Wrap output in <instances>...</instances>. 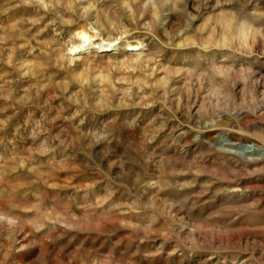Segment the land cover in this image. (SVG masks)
<instances>
[{"label": "rangeland", "instance_id": "obj_1", "mask_svg": "<svg viewBox=\"0 0 264 264\" xmlns=\"http://www.w3.org/2000/svg\"><path fill=\"white\" fill-rule=\"evenodd\" d=\"M33 1L0 0V264H264V0L152 30L149 0ZM77 24L107 52L52 56Z\"/></svg>", "mask_w": 264, "mask_h": 264}, {"label": "bare ground", "instance_id": "obj_2", "mask_svg": "<svg viewBox=\"0 0 264 264\" xmlns=\"http://www.w3.org/2000/svg\"><path fill=\"white\" fill-rule=\"evenodd\" d=\"M20 1L24 2V3L26 2V3L31 4V5L34 3L33 0H20ZM149 1L152 2L153 8H152V11L150 12L149 16H147L146 20H147L148 28L150 30H152L154 27V21H153L151 15H153L157 12L160 5H159V0H149ZM135 2H136V0H134V3ZM40 3H41L40 7L43 10H45L51 14H57L59 12L60 14L65 15V13L68 12V10H73L72 3L68 0H41ZM137 8H138L140 15L144 16L145 11L143 9H141V7L139 5ZM39 28L42 30L46 29L45 26H40V27L38 26L37 29H39ZM90 29H87L86 27L77 24L75 26L74 31L70 35L68 42L63 44L64 46L62 48L52 51V56H54L55 58H58L60 60L61 59L63 60L64 51L67 50L66 55L68 56V62H71V61L77 60L79 58L81 59L80 56L85 55V54L89 55L91 53L96 54L98 52H107L108 48L111 46V42H107V43L103 44L102 39L94 40L97 36L99 38H100V36L91 33ZM95 46H97V47H95ZM124 46H125L124 51L140 50L138 42L126 43ZM23 75H24V73H23ZM41 90H42L41 94L40 93L35 94L36 97H39V95H41V97L43 96L46 99H48V101L51 102V101H55L56 99L63 98L65 87L60 84L59 86L53 85L50 87H45V88H42ZM35 92H39V91L36 90ZM83 96L87 97L88 94L83 93ZM31 111H32V113L34 112L33 109ZM61 128L65 129V130H70L71 125L63 123V124H61Z\"/></svg>", "mask_w": 264, "mask_h": 264}]
</instances>
